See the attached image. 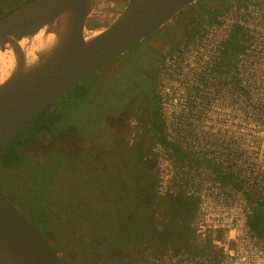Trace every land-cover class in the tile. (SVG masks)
Segmentation results:
<instances>
[{
    "label": "rangeland",
    "instance_id": "obj_1",
    "mask_svg": "<svg viewBox=\"0 0 264 264\" xmlns=\"http://www.w3.org/2000/svg\"><path fill=\"white\" fill-rule=\"evenodd\" d=\"M202 1L222 9L240 0ZM126 3L127 0H107L99 4L89 16L87 28H103ZM19 5L20 2L9 4L7 0L2 7L9 12ZM173 27L170 21L98 69L85 82L89 87L86 97L67 95L60 98L56 107L65 115L61 122L64 131L44 135L35 146L23 150L24 164L21 167H0L2 194L41 231L65 264H115L112 255L107 258L109 247L106 240L94 248L99 235L89 224L93 220H103L100 229L104 236L107 226L119 220L118 216L123 217L119 203L128 205L129 193L123 191L124 186L109 179L120 163L128 166V178L132 174V181L142 182L150 193L146 202L147 197L142 191L135 192L138 204L132 205L129 217L139 227L140 236L146 235L131 245L125 264H138L145 254L163 255L171 250L211 254L214 252L213 240L225 238L224 233L218 231L205 237L196 234L194 224L198 211L195 200H191L189 207L180 208L177 201L181 195L161 197L155 189L157 163L151 149L158 140L149 139L148 132L150 116L160 111L155 87L160 63L171 51L156 38L163 31L167 35ZM237 35L227 46L226 62L235 61L237 54L247 45L246 38ZM185 39V36L174 38L172 47ZM148 45H156L161 52ZM9 55L7 53L5 57L10 66L12 58ZM124 149L130 151L131 156ZM85 166L86 170L82 172ZM126 178L127 175L122 180ZM94 183H100L99 192L95 191ZM88 190L93 196L85 204L83 201L88 197ZM107 200L110 202L104 209ZM97 204L102 206L99 213H96ZM87 206L93 212L86 210ZM89 212L100 218L88 216ZM75 213L83 218H77ZM174 215L177 216L178 233L168 237L166 229ZM105 232L107 240L116 241L114 232Z\"/></svg>",
    "mask_w": 264,
    "mask_h": 264
},
{
    "label": "built area",
    "instance_id": "obj_2",
    "mask_svg": "<svg viewBox=\"0 0 264 264\" xmlns=\"http://www.w3.org/2000/svg\"><path fill=\"white\" fill-rule=\"evenodd\" d=\"M163 57L155 87L166 141H157L156 190L196 201L200 237L223 232L211 254H145L138 264H264V239L250 227L251 198L264 202V0H240ZM240 30L247 45L224 63ZM230 180L225 182L220 175Z\"/></svg>",
    "mask_w": 264,
    "mask_h": 264
},
{
    "label": "water",
    "instance_id": "obj_3",
    "mask_svg": "<svg viewBox=\"0 0 264 264\" xmlns=\"http://www.w3.org/2000/svg\"><path fill=\"white\" fill-rule=\"evenodd\" d=\"M105 1L28 0L0 17V55L8 65L0 83V158L40 111L198 0H128L106 26L89 30L90 14ZM0 264H65L1 190Z\"/></svg>",
    "mask_w": 264,
    "mask_h": 264
},
{
    "label": "trees",
    "instance_id": "obj_4",
    "mask_svg": "<svg viewBox=\"0 0 264 264\" xmlns=\"http://www.w3.org/2000/svg\"><path fill=\"white\" fill-rule=\"evenodd\" d=\"M2 1L0 3V17L3 16L4 14H6L7 12H5L3 9H5L4 7H2V4L5 3L7 0H0ZM9 4L11 2H20V4L22 2L28 1V0H8ZM227 7L223 8L222 10H225ZM182 12V11H180ZM182 14L176 15L177 17L180 16ZM175 18V17H174ZM173 18V19H174ZM213 21V19L209 20L208 22ZM169 34L173 35V32H169ZM239 35V37H242V33L240 32V30H237L234 35ZM233 35V36H234ZM237 35V36H238ZM234 37H232V39L226 44L225 50H224V63L226 64V60H228V57L225 56V52L227 51V46L228 44H230V42H232ZM144 41V40H143ZM142 41V42H143ZM229 51V50H228ZM230 53V52H229ZM95 73V72H94ZM92 73L89 77L93 76ZM86 78L85 80H83L82 82H80L79 84H77L75 87L71 88L65 95H63L60 98H63L67 95H72L74 97H80L82 96V98L86 97V91L87 88L89 89V87H87V85L85 84L86 80L89 79ZM88 92V91H87ZM59 98V99H60ZM158 98V97H157ZM58 99V100H59ZM57 100V101H58ZM50 104L49 106H47L45 109H43L42 111H40L37 116L21 131V133L11 142V144L6 148V150L4 151V153L2 154L1 158H0V167L3 169H7V168H18L21 167L24 164V160H23V155H22V151L26 150V149H30L31 147L35 146L39 140L41 139L42 136L44 135H53V134H60L61 132L64 131L65 126L64 124L61 122L63 121V119L65 118V115L57 109L56 107V102ZM159 110H160V106H159ZM148 138L149 139H157L159 141H162L164 143L169 144L172 148H173V153L178 157L179 160H188L190 157L183 152L178 145H173L170 144L166 141V134H165V126H164V122L162 120L161 117V113L160 111H158L157 113L153 114L150 116V131L148 132ZM125 153H129L130 155V151H126L124 149ZM128 156V157H129ZM129 160V159H128ZM128 166L126 164H122L120 163V165L118 167H116V169L113 171V173L110 175L109 179H113L112 181L119 183L118 186H124L123 191L127 190V193H129V202L128 205L123 204V203H119L121 205L120 207V212L123 213V217L118 216L119 220L115 221V222H111L105 231L107 232H114L117 239L116 241L113 240H107L108 238L104 237L105 236V231L104 232V236L102 234V230L101 228V221H91V223L89 224L90 226H92V229L97 230V234L99 235V237H97L98 239V243L95 241V245L94 248L99 247V243L101 244L102 242L108 243V247H109V251H108V257L110 255H112V259L115 262V264H125L126 261H124L128 255H130L129 253H131V245L139 242L146 234L144 233L142 236H140L139 234V227H136L133 223V219L130 218L129 216V212L133 209L131 208L133 204H138L136 203V197H135V192L140 193V191H142L143 195L146 198V202H148V197L150 196V193L147 192V189L145 186H143L142 182H138L137 181H132V174L131 177L128 178V173H129V169H126ZM86 170V166L84 167V169L82 170V172H85ZM108 173V172H107ZM106 174L105 177H106ZM127 175L126 180L122 178H125ZM223 174L220 175V178L222 180H224L225 182L229 181V178H226V176H222ZM93 185H95V191L99 192L100 189V183H94ZM137 185V186H134ZM156 185H157V180H156V184H155V189H156ZM86 188H90V186L88 184L84 185ZM103 187V185H102ZM130 188V191L128 190ZM156 193L158 194L157 190ZM88 197H86L87 199L83 201V203L88 204L89 201L91 200L93 194H90V191L88 190L87 193ZM86 195V196H87ZM159 195V194H158ZM160 196V195H159ZM163 197V196H161ZM84 198V197H83ZM110 199V198H109ZM110 202V200H107L106 202V206L104 207V209L107 208L108 203ZM82 203V204H83ZM178 205L180 208L183 207H189L191 204V199H189L187 196L185 195H181V198L179 199V201H177ZM177 203H175L177 205ZM251 207H252V214L249 217V224L251 229L262 239H264V202H260L257 201L254 198H251ZM98 205V204H97ZM173 207H174V203H172ZM88 208L86 210H90L89 206H87ZM100 207H102L100 205ZM98 205V210H96V213H99L101 211V208ZM127 211H126V209ZM90 212H93L90 210ZM88 214V216H94L95 219H99L100 216L99 215H94V214ZM78 217L83 218L82 216L78 215L77 213H75ZM138 219V217H137ZM67 222V220H66ZM116 222H118L116 224ZM68 223V222H67ZM177 216L174 215L171 217V221L167 226L166 229V233L168 235V237L170 236H175L176 233H178L176 231L177 228ZM105 238V239H104ZM134 253V252H133ZM127 260V259H126ZM124 261V262H123ZM94 264V263H93Z\"/></svg>",
    "mask_w": 264,
    "mask_h": 264
},
{
    "label": "flooded vegetation",
    "instance_id": "obj_5",
    "mask_svg": "<svg viewBox=\"0 0 264 264\" xmlns=\"http://www.w3.org/2000/svg\"><path fill=\"white\" fill-rule=\"evenodd\" d=\"M222 9H216L214 6H209L207 2L198 0L195 4L185 7L182 12L179 13L182 15L178 17L175 16V18L171 20L174 25L171 31L173 32V35L169 34V32L166 35L163 31L162 34H159L157 36L156 40L158 39L157 42H160L165 48L169 46V51H171L168 54H170L177 47L184 44L195 33L200 31L202 27L209 23L208 21L214 18L218 13H220ZM178 36H185L186 39L184 42L176 44V46L172 47V41ZM148 46L156 52H161L158 47H156V45Z\"/></svg>",
    "mask_w": 264,
    "mask_h": 264
},
{
    "label": "bare ground",
    "instance_id": "obj_6",
    "mask_svg": "<svg viewBox=\"0 0 264 264\" xmlns=\"http://www.w3.org/2000/svg\"><path fill=\"white\" fill-rule=\"evenodd\" d=\"M42 34H40L39 36L41 37ZM26 49H29L28 51V56L29 59H31L34 55L32 52V49L30 50V47L28 48L26 45ZM10 56V55H9ZM12 58V57H11ZM10 59V58H9ZM3 61V63H0V83L6 79L7 74H8V65L4 62V58L0 55V61Z\"/></svg>",
    "mask_w": 264,
    "mask_h": 264
},
{
    "label": "crops",
    "instance_id": "obj_7",
    "mask_svg": "<svg viewBox=\"0 0 264 264\" xmlns=\"http://www.w3.org/2000/svg\"><path fill=\"white\" fill-rule=\"evenodd\" d=\"M162 62H163V58H162V61H161V63H160V66H161Z\"/></svg>",
    "mask_w": 264,
    "mask_h": 264
}]
</instances>
